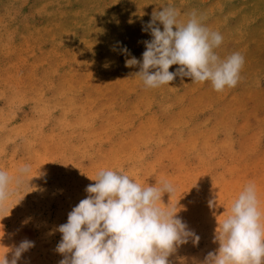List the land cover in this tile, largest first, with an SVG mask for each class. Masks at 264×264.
I'll use <instances>...</instances> for the list:
<instances>
[{
    "label": "rangeland",
    "instance_id": "1",
    "mask_svg": "<svg viewBox=\"0 0 264 264\" xmlns=\"http://www.w3.org/2000/svg\"><path fill=\"white\" fill-rule=\"evenodd\" d=\"M167 5L219 31L221 58L244 56L236 87L177 77L146 88L125 66L142 59L152 39L142 27ZM24 164L30 173L0 210V258L29 240L18 264H59L56 228L86 198L88 176L111 169L173 186L160 206L177 205L200 239L168 259L199 264L249 182L264 212V0H0V169L15 176Z\"/></svg>",
    "mask_w": 264,
    "mask_h": 264
},
{
    "label": "clouds",
    "instance_id": "2",
    "mask_svg": "<svg viewBox=\"0 0 264 264\" xmlns=\"http://www.w3.org/2000/svg\"><path fill=\"white\" fill-rule=\"evenodd\" d=\"M160 8L142 27L152 37L143 42L142 59L125 60L126 67H139L134 76L146 88L170 86L177 77L190 78L194 84L210 82L218 93L236 87L244 56L233 52L221 58L216 49L223 43L222 34L210 29L195 10L181 21L174 6ZM173 65L179 67L169 71ZM30 171L29 164L21 166L15 176L0 169V210L21 189ZM88 178L95 183L85 188L86 198L56 228L61 234L56 252L63 257L59 264H170L169 256L180 245L189 239L194 245L199 243L200 237L177 215V205L160 206L163 194L171 196L174 191L169 182L143 187L123 171L111 169H101L95 178ZM209 204L215 206L214 201ZM213 242L218 248L199 264H264V212L254 182L244 186L225 218L217 221ZM31 247L34 242L21 241L11 260L5 253L0 264H18Z\"/></svg>",
    "mask_w": 264,
    "mask_h": 264
}]
</instances>
